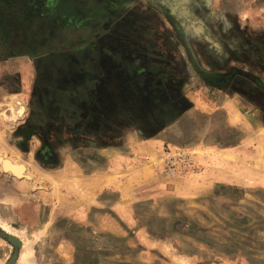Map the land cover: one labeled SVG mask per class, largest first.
<instances>
[{
    "label": "rangeland",
    "instance_id": "rangeland-1",
    "mask_svg": "<svg viewBox=\"0 0 264 264\" xmlns=\"http://www.w3.org/2000/svg\"><path fill=\"white\" fill-rule=\"evenodd\" d=\"M169 2L106 4L77 44L41 7L0 0V220L22 232L17 247L0 227V264H21L23 242L29 264H264V0ZM11 10L26 22L8 34ZM224 132L257 160L250 192L194 178ZM178 148L197 167L167 179Z\"/></svg>",
    "mask_w": 264,
    "mask_h": 264
},
{
    "label": "flooded vegetation",
    "instance_id": "flooded-vegetation-1",
    "mask_svg": "<svg viewBox=\"0 0 264 264\" xmlns=\"http://www.w3.org/2000/svg\"><path fill=\"white\" fill-rule=\"evenodd\" d=\"M93 1L98 2L97 0H21L22 4H26L28 6L32 5L33 7H41L42 11L41 15H39L41 19H45L46 23H48L49 26H52L53 29H58V32L53 33V36L56 40L58 39L61 41L60 38L70 39L72 43H75L74 40H78L77 44L87 42L89 43L98 35L97 32L99 31V23L102 22L103 24H105L108 21V18L106 17L107 15H104V13L101 12L102 9H108V6L106 4H110L112 7H114V9H119V3L121 4V8H123L125 5V0H107L106 4L102 6L94 5ZM157 1L167 3L165 5H169L173 9L176 7L171 2H169V0ZM186 1L188 2V0ZM195 1H197V7L203 10V5H201L203 0ZM37 3H39L40 6ZM183 4L184 7L177 6L178 9L177 12H175V15L171 13L172 16L170 18V21L176 29H181V26H179V23H176L174 21V17L182 16L181 13L184 12V8L186 7L185 3ZM99 12L100 15H96V13ZM109 12L110 14L112 13L111 11ZM41 19H39V22ZM100 19L102 21H100ZM6 20L11 25V31H7L8 34L14 32L18 33L19 30H17L16 28H23V23L26 22L22 21V18H20L15 10L10 11L8 16L6 17ZM40 24L41 23H39V25ZM166 77L170 78L171 75H167ZM158 78L160 79L161 77ZM168 105H170L169 108L165 110H159L157 117L159 116L160 120L162 116L165 121H168L177 114V103L169 99Z\"/></svg>",
    "mask_w": 264,
    "mask_h": 264
},
{
    "label": "crops",
    "instance_id": "crops-1",
    "mask_svg": "<svg viewBox=\"0 0 264 264\" xmlns=\"http://www.w3.org/2000/svg\"><path fill=\"white\" fill-rule=\"evenodd\" d=\"M209 113L211 115L207 116L206 118L209 123V138L214 139L216 136L221 137L220 128L222 127V125L218 123V117H215L216 114L218 115V110L210 111ZM228 113H222L225 116L226 120H228L227 122H229V125L226 124L225 128L230 130V135L233 134L234 137V135L238 133H236L235 131V123L230 120V118L233 117L232 111ZM224 134L226 135L225 132ZM225 137L231 139L224 143L225 146H220V143H218V148H215L214 146V148H211L208 151L209 153L207 151H203L206 156L201 158L202 167L200 173L194 178H202L204 183L208 184V188H212V186L214 185H219L229 188H242L245 190V192H250L251 190H246L245 188L250 187L252 185V182L255 181V179L251 176L247 177L244 171L248 170L249 172H252L254 177L258 175L257 170L254 168L257 166V160L255 157L251 158V156L244 157V155H241L240 143H235L234 138L232 139V137H228L227 135ZM213 149H215L216 152H213ZM248 159L251 160L249 161ZM242 161H249V166L243 168V164H241ZM17 170V172H11L7 170L6 172L18 175L21 171L20 166L17 167Z\"/></svg>",
    "mask_w": 264,
    "mask_h": 264
},
{
    "label": "built area",
    "instance_id": "built-area-1",
    "mask_svg": "<svg viewBox=\"0 0 264 264\" xmlns=\"http://www.w3.org/2000/svg\"><path fill=\"white\" fill-rule=\"evenodd\" d=\"M195 156L184 148L169 149L162 160V175L167 179H175L194 171L197 167Z\"/></svg>",
    "mask_w": 264,
    "mask_h": 264
},
{
    "label": "bare ground",
    "instance_id": "bare-ground-1",
    "mask_svg": "<svg viewBox=\"0 0 264 264\" xmlns=\"http://www.w3.org/2000/svg\"><path fill=\"white\" fill-rule=\"evenodd\" d=\"M20 102V101H19ZM7 171H10L9 169H7ZM17 174V173H16ZM0 227L3 229V231H5L6 233L10 234L11 236L21 240V233L20 231H17L15 228H12L10 226H8L7 224L1 222L0 220ZM24 248H22V251L20 253L19 256V260L21 264H29L30 262V246H28V242L27 245L25 246V242H23V246Z\"/></svg>",
    "mask_w": 264,
    "mask_h": 264
},
{
    "label": "water",
    "instance_id": "water-1",
    "mask_svg": "<svg viewBox=\"0 0 264 264\" xmlns=\"http://www.w3.org/2000/svg\"><path fill=\"white\" fill-rule=\"evenodd\" d=\"M9 241L14 245V246H20L21 245V241H19V239L13 237V236H8Z\"/></svg>",
    "mask_w": 264,
    "mask_h": 264
}]
</instances>
